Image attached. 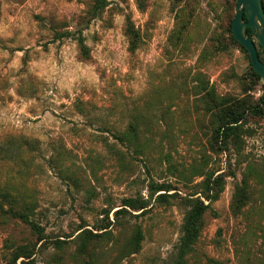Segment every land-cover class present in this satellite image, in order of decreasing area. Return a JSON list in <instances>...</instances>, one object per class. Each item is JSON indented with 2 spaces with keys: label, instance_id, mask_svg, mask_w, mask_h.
Segmentation results:
<instances>
[{
  "label": "rangeland",
  "instance_id": "374dc122",
  "mask_svg": "<svg viewBox=\"0 0 264 264\" xmlns=\"http://www.w3.org/2000/svg\"><path fill=\"white\" fill-rule=\"evenodd\" d=\"M95 2L0 0V264L26 243L36 264H177L198 199L209 207L183 264H264V112L225 147L209 107L264 93L230 38L237 0ZM131 123L140 152L117 138ZM106 208L112 234L80 253L79 232L99 233Z\"/></svg>",
  "mask_w": 264,
  "mask_h": 264
},
{
  "label": "trees",
  "instance_id": "16d2710c",
  "mask_svg": "<svg viewBox=\"0 0 264 264\" xmlns=\"http://www.w3.org/2000/svg\"><path fill=\"white\" fill-rule=\"evenodd\" d=\"M264 2V0H263ZM107 4V0H96L94 4V12L96 13L101 8L105 7ZM245 19L247 17L245 16ZM234 20V19H233ZM233 20L230 21L229 24V33L230 38L233 43L240 46L242 49H244L249 57L250 54L247 50V48L235 37L234 31H233ZM248 33L249 35L255 36L256 33L252 30L251 27H248ZM126 34L130 37L131 40V48L135 49L138 45V33L137 30L134 27L126 26ZM258 46V45H257ZM259 46L261 49L259 50V54L262 60H264V48L259 43ZM259 49V48H258ZM251 62V59H250ZM252 64V62H251ZM250 64V65H251ZM251 75L254 77L255 81H263V90H264V79L258 73L253 65L250 67ZM264 93L259 97L257 102L253 101L252 98L249 97H218L216 101V105L209 106L210 110H214L215 114L217 116V119L214 123V130L215 135L222 141L225 147L228 145L229 139L233 135H238L240 130L242 129L244 123L246 122V119L250 113L254 114H262L264 112ZM128 134H124V136H118L117 138L121 139L122 141H130L132 145L134 146V149L138 152L144 150L146 148V143L140 142L141 135L139 128L136 124L131 123L127 130ZM218 181V180H217ZM157 191L164 189L163 187H168L167 185H158ZM207 189L211 190L212 185L207 183L206 185ZM244 189L242 187H239L238 190L235 192L234 195V202H233V210L235 212H239L241 210V202L243 200L247 199V196L245 195ZM219 189L216 192L206 193V197L209 199H214L218 196ZM165 194V193H162ZM123 206L130 207L133 210L143 209L146 207V203L144 200L141 201H135L132 198H124L123 199ZM0 206L3 208V203L0 202ZM209 207V204H206L204 201L198 199V201L194 204L193 207H191L188 210V213L186 214L185 221H184V234L182 237L183 241L180 246V255L178 263L177 264H183L184 261V255L186 254L187 250L192 249L193 243L196 241L198 236V229L200 228V223L203 219L204 212ZM125 207L118 208L115 210V213H120L121 210H123ZM26 209H30L27 207ZM126 210V209H124ZM7 211L11 212L15 216H18L22 218L24 221L28 222L31 227L36 231L39 235V240H42L44 229L41 225L38 223H35L30 217L28 212L21 210L14 206V204L7 209ZM111 208L104 209V214L106 217V222L102 223L100 225V232L94 233L90 229H83L79 232L78 238H80V249L79 252L82 254H85L87 250H89V243L95 242V238H100V241L104 239L105 236L112 234L111 229L109 227L112 224V221L109 219ZM105 217L102 221H105ZM102 230V231H101ZM136 237L134 238L136 241V244L140 242V240L143 238L142 231L138 229L136 232ZM95 237V238H94ZM61 242V241H60ZM135 250H138V248H135ZM36 253V246L31 245L29 243L22 244L16 247L12 258L10 259L8 264H36L34 259V254Z\"/></svg>",
  "mask_w": 264,
  "mask_h": 264
},
{
  "label": "water",
  "instance_id": "95a60500",
  "mask_svg": "<svg viewBox=\"0 0 264 264\" xmlns=\"http://www.w3.org/2000/svg\"><path fill=\"white\" fill-rule=\"evenodd\" d=\"M245 16L247 19H245ZM248 27L256 33L264 48V2L263 0H237L236 16L233 20L235 37L247 48L255 70L264 79V60L261 59L254 36L249 35Z\"/></svg>",
  "mask_w": 264,
  "mask_h": 264
}]
</instances>
